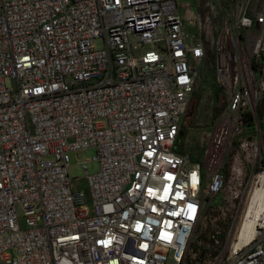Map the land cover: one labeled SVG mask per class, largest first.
<instances>
[{
    "label": "built area",
    "instance_id": "built-area-1",
    "mask_svg": "<svg viewBox=\"0 0 264 264\" xmlns=\"http://www.w3.org/2000/svg\"><path fill=\"white\" fill-rule=\"evenodd\" d=\"M205 46L176 0H0V264H186L223 185L211 135L200 162L173 146ZM209 50L217 122L236 134L264 91V0L229 1ZM88 147L83 192L67 154ZM256 159L234 210L233 233L255 210L247 240L200 264H264Z\"/></svg>",
    "mask_w": 264,
    "mask_h": 264
},
{
    "label": "rangeland",
    "instance_id": "rangeland-1",
    "mask_svg": "<svg viewBox=\"0 0 264 264\" xmlns=\"http://www.w3.org/2000/svg\"><path fill=\"white\" fill-rule=\"evenodd\" d=\"M229 1L231 0H176L183 32L189 36L197 30L199 32L203 30L202 38L209 50L210 38L216 37L220 28L221 12ZM94 46H98L97 41L94 42ZM212 63L208 51L196 66L192 90L179 120L180 135L176 136L173 142L175 150L185 153L190 161L200 162L223 102L221 91L214 83ZM260 97L264 100V91ZM261 115L264 119V108ZM261 126L264 132V122ZM249 135V138L244 133L228 135L219 162V170L223 177L222 188L211 198L210 209H205L196 223L199 230L203 228L207 231L217 230L222 240L225 238L226 242L231 244L236 231L235 228L233 233L232 228L240 207L238 202L244 195L250 175L257 169V152L263 153L264 150V134L258 129L257 124ZM92 156L93 149L89 147L67 154L66 174L72 177L73 188L85 192V179L80 165L84 166L85 173L94 171L95 161ZM236 206L238 209L234 212Z\"/></svg>",
    "mask_w": 264,
    "mask_h": 264
},
{
    "label": "trees",
    "instance_id": "trees-1",
    "mask_svg": "<svg viewBox=\"0 0 264 264\" xmlns=\"http://www.w3.org/2000/svg\"><path fill=\"white\" fill-rule=\"evenodd\" d=\"M208 51L210 52V50H208L206 47L205 53L207 54ZM251 66L254 69H258L259 64L252 62ZM222 104H223V102H222ZM263 108H264V100H262L260 97L255 104L254 114H252L249 110H245V111H242L240 113L238 134L239 133L247 134L246 137L249 138L250 137L249 134H251V132H253L256 124H257L258 129L261 131V133L264 134V132L262 130V126H261L262 123L264 122V119L261 115ZM220 109H221V107H220ZM220 109H219V111H220ZM179 135H180V124H179L178 132H177L176 136H179ZM248 141H250V140H248ZM261 163L264 164V160H262ZM204 211H205V209L203 210V212ZM203 212H202V214H203ZM210 234L214 235L216 243H213L212 239L209 237ZM222 242H223V240L219 236L217 230L207 231V230H205V228H203L202 230H199V228H197V226L195 224L192 236L190 237V240H189L188 246H187L188 247L187 248L188 254H192V257H191V259L189 257L186 258V260H185L186 264H194V262L196 264H200V262L202 260L206 259V257L212 256L213 253L219 249ZM200 245H201V247H200ZM198 248H199V250L197 251Z\"/></svg>",
    "mask_w": 264,
    "mask_h": 264
},
{
    "label": "bare ground",
    "instance_id": "bare-ground-1",
    "mask_svg": "<svg viewBox=\"0 0 264 264\" xmlns=\"http://www.w3.org/2000/svg\"><path fill=\"white\" fill-rule=\"evenodd\" d=\"M230 128H231V123H228L227 119H223L216 122L212 130L211 139L207 151L212 149L214 147L213 146L214 144H219V146L223 148L226 139L229 135ZM255 214H256L255 210L248 211L246 213L243 211L241 222L238 225V228H236V231L234 233V238L232 240L233 245H241L247 240V237L250 233L252 219Z\"/></svg>",
    "mask_w": 264,
    "mask_h": 264
},
{
    "label": "flooded vegetation",
    "instance_id": "flooded-vegetation-1",
    "mask_svg": "<svg viewBox=\"0 0 264 264\" xmlns=\"http://www.w3.org/2000/svg\"><path fill=\"white\" fill-rule=\"evenodd\" d=\"M203 33H204V31H203V30H201V32H200V35H201V37H203V36H202V34H203ZM202 39H203V38H202Z\"/></svg>",
    "mask_w": 264,
    "mask_h": 264
},
{
    "label": "crops",
    "instance_id": "crops-1",
    "mask_svg": "<svg viewBox=\"0 0 264 264\" xmlns=\"http://www.w3.org/2000/svg\"><path fill=\"white\" fill-rule=\"evenodd\" d=\"M180 16V15H179Z\"/></svg>",
    "mask_w": 264,
    "mask_h": 264
}]
</instances>
